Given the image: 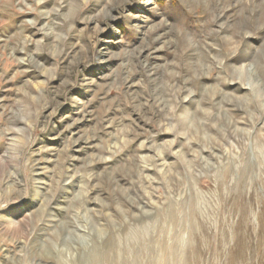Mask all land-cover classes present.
I'll use <instances>...</instances> for the list:
<instances>
[{
    "label": "rangeland",
    "instance_id": "1",
    "mask_svg": "<svg viewBox=\"0 0 264 264\" xmlns=\"http://www.w3.org/2000/svg\"><path fill=\"white\" fill-rule=\"evenodd\" d=\"M0 264H264V0H0Z\"/></svg>",
    "mask_w": 264,
    "mask_h": 264
}]
</instances>
